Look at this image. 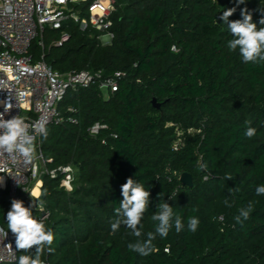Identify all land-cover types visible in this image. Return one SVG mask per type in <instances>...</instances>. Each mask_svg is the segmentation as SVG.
<instances>
[{"label":"trees","instance_id":"1","mask_svg":"<svg viewBox=\"0 0 264 264\" xmlns=\"http://www.w3.org/2000/svg\"><path fill=\"white\" fill-rule=\"evenodd\" d=\"M114 1L110 44L100 43L99 31L66 21L69 39L62 46L51 43L60 32L48 30L43 51L36 41L30 48L33 60L43 54L60 73L126 75L108 98L97 85L68 90L58 109L63 115L73 109L78 123L50 125L40 139L48 168L76 169L70 191L60 186V175L42 177L38 201L55 237L54 252L42 259L46 264H264V195L255 191L264 185V62L245 64L238 50L230 51L232 35L221 19L232 7L229 20L242 19L241 9L247 8L257 27H264L259 23L264 0ZM246 121L257 129L251 139L244 135ZM95 122L107 128L93 136L88 128ZM200 163L207 169L200 170ZM184 172L192 176V187L180 183ZM229 174L232 180L225 179ZM129 177L151 194L142 238L154 231L151 215L161 193L185 225L179 233L173 227L166 238L157 236L148 256L129 250L137 239L129 229L113 233L110 227ZM249 204V218L237 223L238 209ZM10 209L8 191H1L5 229ZM193 216L200 220L195 232L187 229ZM21 254L6 264H17Z\"/></svg>","mask_w":264,"mask_h":264},{"label":"built area","instance_id":"2","mask_svg":"<svg viewBox=\"0 0 264 264\" xmlns=\"http://www.w3.org/2000/svg\"><path fill=\"white\" fill-rule=\"evenodd\" d=\"M116 9L114 0H0V113L4 114V119L21 115L36 136L35 152L30 163L26 164L22 159L13 161L7 155H0V177H3L0 192L7 190L11 201L21 200L19 190L25 193L27 199L37 200L44 175L50 178L60 175V186L68 191L72 189L76 169L69 165L47 167L39 145L43 135L38 129L43 126L47 131L50 125L78 123L73 109L69 108L67 115L58 109L68 90L97 85L102 97L108 98L118 90L119 82L126 76L123 72H116L112 76L102 77L99 72L88 70L60 73L44 62L43 54L40 59L33 60L30 53L32 43L36 41L43 51L44 34L49 30L60 32L59 38L51 43L62 46L69 39L68 32L63 29L66 21L78 24L80 30L93 28L99 31L101 35L98 39L101 36L112 39V16ZM82 12L86 15H81ZM172 49L175 50L174 47ZM8 102L13 107L5 112ZM106 128V125L95 122L88 132L94 136ZM180 142V139L176 141L174 149ZM35 187H38V195H33ZM42 212L36 218L43 221L48 213ZM8 244H11L13 251L6 246ZM15 259V236L9 230L5 239L0 237V264L12 263Z\"/></svg>","mask_w":264,"mask_h":264},{"label":"clouds","instance_id":"3","mask_svg":"<svg viewBox=\"0 0 264 264\" xmlns=\"http://www.w3.org/2000/svg\"><path fill=\"white\" fill-rule=\"evenodd\" d=\"M236 3L242 5L246 3V0H236ZM235 11V7L228 8L223 11L221 16L232 35V39L227 42L228 49L233 52L238 50L245 64L264 62V27H257V24L253 22L251 12L247 8L241 9L242 19L230 21L229 17ZM260 11L262 18L259 23L264 25V9L261 8ZM12 107L13 105L8 102L5 105V112H9ZM245 124L248 126L244 135L251 139L256 135L257 129L250 126L251 121H246ZM38 132L41 135H46V129L43 126L38 129ZM35 142L36 136L33 131H30L29 125L21 115L4 119V114L0 113V155H7L13 161L22 159L26 164L30 163L35 152ZM198 168L206 170L207 165L200 163ZM180 177L181 173L179 174V180ZM225 179L232 180L233 177L229 174L226 175ZM2 182L3 177H0V183ZM232 191L238 192L239 189L234 188ZM255 191L258 196L264 195V185L257 186ZM121 194L123 199L120 201L119 207L115 209L116 219L110 227L111 231L115 233L121 226H124L137 238L134 243L128 244L130 251L141 256H148L155 250L153 241L157 236L166 238L173 227L177 233L184 229L182 216L174 212L173 207L161 198V193L157 211L151 215V220L155 222L154 231L147 232L146 238H142L145 236L142 232V220L150 203V191L145 188L142 182L129 177L121 185ZM225 203L229 207L232 206L228 201H225ZM41 205L42 201L33 199V204L26 207L22 200L13 199L11 209L6 215L7 230L0 227V237L5 239L10 230L15 236L16 252L23 250L24 254L19 255L17 264H45L42 256L45 252L49 254L54 252L51 247L55 238L53 232L47 228L42 220H38L33 215V206L36 207L37 212H42ZM251 208L252 205L249 204L247 207L238 209L239 214L235 217L236 222L242 224L246 221L250 216ZM199 224L198 217H189L187 229L195 232ZM6 246L10 251H13L11 244ZM32 249H34V252L31 251Z\"/></svg>","mask_w":264,"mask_h":264},{"label":"water","instance_id":"4","mask_svg":"<svg viewBox=\"0 0 264 264\" xmlns=\"http://www.w3.org/2000/svg\"><path fill=\"white\" fill-rule=\"evenodd\" d=\"M152 104L155 108H159L160 107V104L156 102L155 99H152ZM180 183L184 186H187V187H192L193 185V178L190 174L188 173H182L181 174V177H180ZM42 215H44V212H42Z\"/></svg>","mask_w":264,"mask_h":264},{"label":"rangeland","instance_id":"5","mask_svg":"<svg viewBox=\"0 0 264 264\" xmlns=\"http://www.w3.org/2000/svg\"><path fill=\"white\" fill-rule=\"evenodd\" d=\"M99 41H100V43L102 44V45H106V44H110L111 43V41H112V39H109L107 36H101V38L99 39ZM41 185H42V181H41ZM72 187H73V185H72ZM41 189V188H40ZM41 191V190H40ZM23 195L25 196V193H23ZM26 197V196H25ZM29 201H30V203H31V201H32V203H33V199H28ZM38 200V199H37Z\"/></svg>","mask_w":264,"mask_h":264},{"label":"bare ground","instance_id":"6","mask_svg":"<svg viewBox=\"0 0 264 264\" xmlns=\"http://www.w3.org/2000/svg\"><path fill=\"white\" fill-rule=\"evenodd\" d=\"M39 194V190H38V187H35L33 189V195H38Z\"/></svg>","mask_w":264,"mask_h":264}]
</instances>
